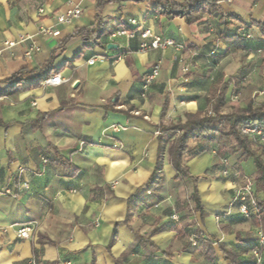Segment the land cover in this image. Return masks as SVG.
I'll list each match as a JSON object with an SVG mask.
<instances>
[{"label": "crops", "instance_id": "0c3cea01", "mask_svg": "<svg viewBox=\"0 0 264 264\" xmlns=\"http://www.w3.org/2000/svg\"><path fill=\"white\" fill-rule=\"evenodd\" d=\"M166 1L182 5L189 0ZM251 1L250 9L261 0ZM233 2L219 1L214 14L187 24L182 17L159 15L148 2L0 0V89L13 75L28 76L14 96L0 99V264H27L33 257L41 264H229L216 241L236 253L239 246L240 259L253 261L252 232L257 230L250 222L264 225V216L232 214V221L221 223L216 216L229 209L243 178L252 180L263 198L252 158L261 155L258 144L241 136L246 144L233 142L232 155L217 157L214 143L186 160L188 175L198 178L201 214L189 200L190 184L174 179L168 154L172 138L158 129L205 111V94L225 82L219 68L233 53L264 57L263 32L250 25L262 22L264 2L245 17L230 7ZM70 6H79L81 16L58 24L56 17ZM231 15L240 20L228 19ZM96 17L110 30L101 38L104 47L94 45L91 35ZM233 21L252 39L238 37ZM144 29L182 44L184 51L140 52L139 35L111 38L118 30ZM6 41L16 44L9 48ZM32 47L36 50L27 58ZM181 58L188 74L181 71ZM157 64L159 75L142 95L143 79ZM54 75L67 83L42 84ZM228 77L232 94L239 77ZM260 101L264 106V98ZM160 137L163 180L146 189ZM224 159L227 177L220 174ZM136 192L139 203L130 209L128 199ZM24 227L30 228L29 237L18 238ZM245 227L252 237H241Z\"/></svg>", "mask_w": 264, "mask_h": 264}, {"label": "trees", "instance_id": "16d2710c", "mask_svg": "<svg viewBox=\"0 0 264 264\" xmlns=\"http://www.w3.org/2000/svg\"><path fill=\"white\" fill-rule=\"evenodd\" d=\"M107 3H124V2H148L153 4L154 10L159 15L182 17L187 24H191L201 18L203 14L212 15L216 12V3L222 0H189L188 2L177 5L166 0H106ZM102 4L99 3V7ZM240 20L239 17L231 15L228 19ZM251 26H255L262 30L264 37V23L252 22ZM109 27L101 21L99 17H96L94 28L91 32L93 36L94 45L98 47L106 46V43L101 41V38L109 34ZM236 39H239L237 34L234 35ZM238 36V37H237ZM50 64H46L45 67H49ZM52 73V72H51ZM23 73L13 75L7 82H5L4 88L0 89V97L14 96L17 91L15 87L27 79ZM233 79V78H232ZM229 80L227 85L221 86L215 97V103L212 106V116H207L205 112L198 111L194 115H184V120H177L176 122L161 124L158 129L161 135L169 137L168 134L174 132L178 133V136L173 135V140L168 147V154L170 164L175 172L174 179L177 181H186L191 186L189 194V200L192 203L193 210L199 211L202 214V208L197 195L195 184L198 178L188 175L187 168L185 166L186 160L193 159L208 152L212 144L217 145L216 156L223 158L226 153L234 154L235 146H243L246 144L245 140L240 136L238 130L241 126L257 122L259 126L264 129V106L261 108H254L253 102L250 98L245 101L243 109L233 110L230 113H221L223 106L224 95L228 86L232 83ZM165 106V105H164ZM107 110L108 106L103 107ZM163 116V112H162ZM192 143L191 145L189 143ZM163 154V140L159 138L158 146V161L155 165L154 171L146 189L151 188L153 185H157L163 180L162 165L160 163V156ZM254 164L256 167L255 183L257 191H259L263 198L259 201V215L264 216V163L261 159V155L252 154ZM139 203V194L136 192L128 199V208L134 209ZM232 221L231 216L226 217L224 221ZM246 244V243H245ZM218 251L221 253L222 258L229 264H254L253 261H243L240 259L241 251L238 250L239 246H236V251L226 248L225 245L216 241ZM208 247V259L214 260L212 245L209 243ZM264 263V258H263Z\"/></svg>", "mask_w": 264, "mask_h": 264}, {"label": "built area", "instance_id": "2783aa9c", "mask_svg": "<svg viewBox=\"0 0 264 264\" xmlns=\"http://www.w3.org/2000/svg\"><path fill=\"white\" fill-rule=\"evenodd\" d=\"M228 3H231L232 0H227ZM43 10H38V13L41 14ZM82 14V10L79 6H70L68 7L64 12L60 13L56 17V22L58 24H69L72 22V20L78 19ZM132 25H136L137 22L133 19L128 21ZM262 22L264 23V16L262 17ZM235 29L237 34H239L240 38L243 40H250L252 39L251 35L245 30L243 25L239 22H234ZM43 34H46L47 36L53 35L48 30H41ZM137 35H139V38L142 40V42L139 45V51L140 52H149V51H160L164 52L165 50L172 48L175 51H184L185 47L182 44L176 43L172 39L167 38H161L159 36L154 35L149 29H144L143 31L139 33H135L133 31L128 30H118L111 34V38L115 37H124L127 40L134 39ZM15 42L6 41L4 42V45L6 47H13L15 46ZM36 48L32 47L28 49V51L25 53V56L27 58L30 57L31 53L35 51ZM194 56V54H192ZM179 64H181V71L183 74H186L189 71V66L187 63H185L182 58L178 60ZM93 60L88 61V64H92ZM160 65L157 64L152 68L149 74H147L144 79L143 83L141 85V92L142 95H145L156 78L159 75ZM68 80L61 79L60 75H54L51 78L45 80L42 84L48 85V86H60L63 83H67ZM259 96H264V91H260L257 93ZM2 97H0L1 99ZM252 99H255V96H252ZM240 136L249 139L252 142H255L258 144L261 150V159L264 163V129H262L257 122L249 123L246 125H243L238 130ZM223 168L220 171L221 176L227 177L228 176V170L226 168L227 166V160H222ZM22 188L27 189L28 188V182L24 181L22 183ZM259 201L258 195L256 194L254 190V183L249 178H243L241 183L237 184L234 188L232 200L229 203L228 207L229 209L226 212L221 213L220 215L216 216V220L218 223H221L225 220L226 217H230L233 215H238L243 218H259ZM30 228L24 227L17 231V237L21 239H27L29 237ZM264 247V234L261 231H256V245L251 251V258L253 260L254 264H264L263 263V257L261 253V249ZM27 264H41V262L36 259L35 257L30 258L28 260ZM68 264V263H67Z\"/></svg>", "mask_w": 264, "mask_h": 264}, {"label": "rangeland", "instance_id": "374dc122", "mask_svg": "<svg viewBox=\"0 0 264 264\" xmlns=\"http://www.w3.org/2000/svg\"><path fill=\"white\" fill-rule=\"evenodd\" d=\"M264 0L259 1L256 4V7H252L250 9V6L252 5L251 0H234L233 4H231L230 7L234 8L235 11L240 14L242 17H245V15H249L250 13L257 12L261 6L263 5ZM236 22V21H233ZM234 25V23H232ZM235 26V25H234ZM187 61H190V59H187ZM224 65H221L219 68L220 71H223L221 75L223 76L224 83L217 82L218 84H213L212 88L205 94L204 101L205 105L207 106L205 109V113L207 116H212V106L215 103V97L218 93V91L221 89V86L227 85L229 80H231V77H228L226 79V76L229 75H236L239 77V86L236 87V91L232 92L231 94V84L228 86L227 91L224 95V101L223 106L221 108V113L227 114L230 113L233 110L237 109H243L245 106V101L247 98H250V100L255 103V108H261V98H264V96L257 95L258 92L264 91V57H253V58H246L244 54L239 53H233L231 56L228 57L223 62ZM240 68H245V74L238 73V70ZM256 69L255 73L252 71ZM188 74V73H186ZM227 80V81H226ZM255 96V99L253 101L252 96ZM259 98V101H256V99ZM257 102V103H256ZM170 138L173 140V135L178 136L177 132L168 134ZM171 140V141H172ZM192 144L191 142L189 143ZM258 190V189H257ZM259 198V197H258ZM251 225L256 227L257 231H261L264 234V225L259 224L256 222H250ZM248 227V226H247ZM247 227H245L244 235L241 237H252L253 235H256L254 231L250 233L247 231ZM255 230V231H256ZM231 232H235L234 229L230 230ZM255 247V246H254ZM262 257H264V247L261 249Z\"/></svg>", "mask_w": 264, "mask_h": 264}, {"label": "water", "instance_id": "95a60500", "mask_svg": "<svg viewBox=\"0 0 264 264\" xmlns=\"http://www.w3.org/2000/svg\"><path fill=\"white\" fill-rule=\"evenodd\" d=\"M112 47H113L112 45H107V49H111ZM75 86H76V84H75Z\"/></svg>", "mask_w": 264, "mask_h": 264}]
</instances>
